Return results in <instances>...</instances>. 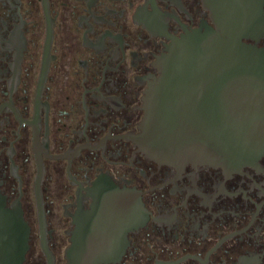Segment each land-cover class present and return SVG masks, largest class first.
Listing matches in <instances>:
<instances>
[{"label": "flooded vegetation", "instance_id": "af4514ba", "mask_svg": "<svg viewBox=\"0 0 264 264\" xmlns=\"http://www.w3.org/2000/svg\"><path fill=\"white\" fill-rule=\"evenodd\" d=\"M203 24L208 0H0V264H67L74 241L82 264H264V154L179 164L139 144L161 57Z\"/></svg>", "mask_w": 264, "mask_h": 264}, {"label": "water", "instance_id": "95a60500", "mask_svg": "<svg viewBox=\"0 0 264 264\" xmlns=\"http://www.w3.org/2000/svg\"><path fill=\"white\" fill-rule=\"evenodd\" d=\"M208 2L214 26L172 40L145 99L139 144L158 161L236 166L264 154V48L257 45L264 36V0ZM107 209L100 213L102 226L110 219ZM4 217L5 230L16 226L23 260L25 223ZM77 246H70L67 264H82L71 259L84 257L75 255Z\"/></svg>", "mask_w": 264, "mask_h": 264}]
</instances>
